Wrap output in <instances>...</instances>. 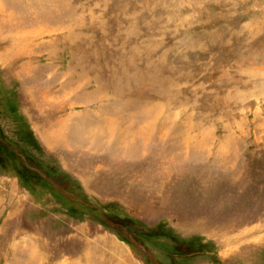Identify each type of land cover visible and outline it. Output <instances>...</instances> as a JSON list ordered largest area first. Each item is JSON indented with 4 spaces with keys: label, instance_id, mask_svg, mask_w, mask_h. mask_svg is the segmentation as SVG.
Segmentation results:
<instances>
[{
    "label": "rangeland",
    "instance_id": "374dc122",
    "mask_svg": "<svg viewBox=\"0 0 264 264\" xmlns=\"http://www.w3.org/2000/svg\"><path fill=\"white\" fill-rule=\"evenodd\" d=\"M0 139V264H264V0H0Z\"/></svg>",
    "mask_w": 264,
    "mask_h": 264
},
{
    "label": "bare ground",
    "instance_id": "6f19581e",
    "mask_svg": "<svg viewBox=\"0 0 264 264\" xmlns=\"http://www.w3.org/2000/svg\"><path fill=\"white\" fill-rule=\"evenodd\" d=\"M59 137V136H58ZM40 186V185H39ZM114 244V243H113ZM118 245V244H117ZM104 246V245H103ZM115 249H117V251H115V253L119 256H127L123 253V250L120 248V245L119 246H113ZM88 249V248H87ZM93 255V254H92ZM86 258V257H85ZM122 258V257H121ZM34 261V260H33ZM31 262V261H30ZM76 263V262H75ZM74 263V264H75ZM78 264V263H77ZM81 264V263H80Z\"/></svg>",
    "mask_w": 264,
    "mask_h": 264
},
{
    "label": "trees",
    "instance_id": "16d2710c",
    "mask_svg": "<svg viewBox=\"0 0 264 264\" xmlns=\"http://www.w3.org/2000/svg\"><path fill=\"white\" fill-rule=\"evenodd\" d=\"M0 142L2 143V142H4V139H0ZM5 143V142H4Z\"/></svg>",
    "mask_w": 264,
    "mask_h": 264
},
{
    "label": "flooded vegetation",
    "instance_id": "af4514ba",
    "mask_svg": "<svg viewBox=\"0 0 264 264\" xmlns=\"http://www.w3.org/2000/svg\"><path fill=\"white\" fill-rule=\"evenodd\" d=\"M31 182H32V181H31ZM33 182H34V181H33ZM33 182H32V183H33Z\"/></svg>",
    "mask_w": 264,
    "mask_h": 264
}]
</instances>
